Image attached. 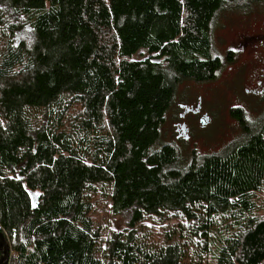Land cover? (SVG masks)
<instances>
[{
  "label": "trees",
  "instance_id": "trees-1",
  "mask_svg": "<svg viewBox=\"0 0 264 264\" xmlns=\"http://www.w3.org/2000/svg\"><path fill=\"white\" fill-rule=\"evenodd\" d=\"M256 1L0 0L7 264H201L199 251L210 264H264V111L250 122L233 109L241 135L218 153L186 161L157 145L177 87L217 77V13ZM97 197L131 211L128 230L95 222ZM165 213L177 240L139 234Z\"/></svg>",
  "mask_w": 264,
  "mask_h": 264
},
{
  "label": "rangeland",
  "instance_id": "rangeland-1",
  "mask_svg": "<svg viewBox=\"0 0 264 264\" xmlns=\"http://www.w3.org/2000/svg\"><path fill=\"white\" fill-rule=\"evenodd\" d=\"M29 33L24 30L18 34L16 43ZM210 40L213 55L221 60L217 77L206 83L183 81L176 89L173 103L160 128L157 145H174L186 161L194 155L202 157L218 153L241 135L238 122L231 116L233 109H241L250 122L263 114L264 64L260 65L258 59L264 63V0L219 11L210 30ZM146 57V51L140 50L133 60L142 61ZM260 70L263 74L258 78ZM256 82L260 84L256 85ZM182 106H199L203 123L198 121L199 116L184 113ZM28 116L34 126L42 123L38 111L30 110ZM181 124L185 125L184 133L179 129ZM177 134H182V138L177 139ZM184 135L187 140H184ZM96 205L93 218L104 230L120 233L129 229L130 210L113 214L108 200L101 197L96 198ZM175 222L173 213H165L161 218L147 217L138 231L141 235L166 232L174 241L179 234L174 227ZM195 258L201 259V264L211 263V253L199 251Z\"/></svg>",
  "mask_w": 264,
  "mask_h": 264
},
{
  "label": "water",
  "instance_id": "water-1",
  "mask_svg": "<svg viewBox=\"0 0 264 264\" xmlns=\"http://www.w3.org/2000/svg\"><path fill=\"white\" fill-rule=\"evenodd\" d=\"M180 130L182 133L185 132V125L180 126ZM31 196V207H36L37 202V196L36 195H30ZM8 257H9V246L4 239L2 233L0 232V264H7L8 263Z\"/></svg>",
  "mask_w": 264,
  "mask_h": 264
},
{
  "label": "flooded vegetation",
  "instance_id": "flooded-vegetation-1",
  "mask_svg": "<svg viewBox=\"0 0 264 264\" xmlns=\"http://www.w3.org/2000/svg\"><path fill=\"white\" fill-rule=\"evenodd\" d=\"M258 62H259L260 65H261V63L264 64L263 63V60L261 58L258 59ZM262 74H263V71L260 70L258 72L257 77L260 78L262 76ZM259 84H260V82H256V85H259ZM182 108L184 109V113H186V114H192V115H195V116H199L200 118L198 119V121L200 123H203V120H202L203 115H200V113H199V106L190 107V108H187L185 106H182ZM181 125H183V124H181ZM180 126H179V129H180ZM185 130H186V128H185ZM176 138L177 139H181L182 138V134H177L176 135ZM183 138H184V140H187L188 139V137L186 135H184Z\"/></svg>",
  "mask_w": 264,
  "mask_h": 264
}]
</instances>
